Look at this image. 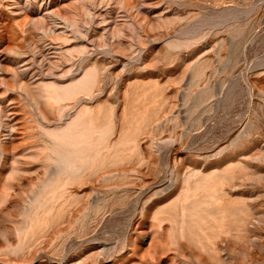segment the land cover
<instances>
[{"label":"rangeland","instance_id":"374dc122","mask_svg":"<svg viewBox=\"0 0 264 264\" xmlns=\"http://www.w3.org/2000/svg\"><path fill=\"white\" fill-rule=\"evenodd\" d=\"M0 264H264V0H0Z\"/></svg>","mask_w":264,"mask_h":264},{"label":"bare ground","instance_id":"6f19581e","mask_svg":"<svg viewBox=\"0 0 264 264\" xmlns=\"http://www.w3.org/2000/svg\"><path fill=\"white\" fill-rule=\"evenodd\" d=\"M87 78V77H85ZM79 82L77 85H80ZM83 83V82H82ZM72 83L69 85L64 86L63 88H67L66 90H72L71 86ZM70 86V87H69ZM59 96L58 94H56ZM55 137V143L53 151L56 153V170H55V177L54 181L61 176L64 172L65 173H75L79 168L85 165L90 159L97 155V150L95 145L89 143L86 138H77V136H82L83 133L79 130L72 129H63L60 132H53ZM206 186V185H205ZM204 185L202 188L205 187ZM201 186H199L200 188ZM213 185H210V188ZM203 203V202H202ZM202 203L198 202L196 207H199L197 211L198 216V227L201 229L202 225H205L207 222L209 224L214 225L217 218L218 212L212 207L211 209H201ZM187 208H184V214ZM184 232V224L180 229V233Z\"/></svg>","mask_w":264,"mask_h":264}]
</instances>
